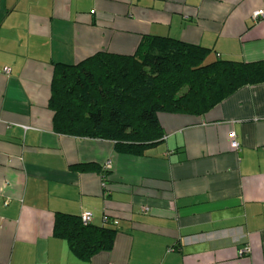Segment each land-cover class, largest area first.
Returning a JSON list of instances; mask_svg holds the SVG:
<instances>
[{
    "label": "crops",
    "instance_id": "0c3cea01",
    "mask_svg": "<svg viewBox=\"0 0 264 264\" xmlns=\"http://www.w3.org/2000/svg\"><path fill=\"white\" fill-rule=\"evenodd\" d=\"M259 10L264 0H0V264H264V82L202 116L158 114L162 138L141 156L56 133L49 107L57 64L131 55L143 36L264 61ZM83 213L117 222L111 249L88 259L54 232L57 216Z\"/></svg>",
    "mask_w": 264,
    "mask_h": 264
},
{
    "label": "trees",
    "instance_id": "16d2710c",
    "mask_svg": "<svg viewBox=\"0 0 264 264\" xmlns=\"http://www.w3.org/2000/svg\"><path fill=\"white\" fill-rule=\"evenodd\" d=\"M209 50L143 36L131 55L99 52L76 65L57 64L49 107L58 134L108 140L117 153L141 156L162 138L158 114L202 116L238 88L264 82V61H207ZM59 215L54 232L88 259L110 250L116 230Z\"/></svg>",
    "mask_w": 264,
    "mask_h": 264
},
{
    "label": "built area",
    "instance_id": "2783aa9c",
    "mask_svg": "<svg viewBox=\"0 0 264 264\" xmlns=\"http://www.w3.org/2000/svg\"><path fill=\"white\" fill-rule=\"evenodd\" d=\"M91 13H93V11L91 12ZM264 16V12L262 11V10H259V11H255V12H253V14H252V19L255 21L256 19H258V18H260V17H263ZM5 73H8V69H4L3 70ZM229 136H230V138H231V143H230V145H231V147L233 148V149H238V143L236 142V140H235V134L233 133V132H231L230 134H229ZM110 168V165H109V163H106L104 166H103V169H104V171L105 170H107V169H109ZM144 211H147L148 210V208H144L143 209ZM80 220H81V222H82V224H84V225H88V224H91L92 223V217H91V215L90 214H88V213H83V214H81V216H80ZM107 217H104L103 218V222L104 223H107ZM117 222L115 221L114 222V224H116ZM250 252V248L248 247V246H245L244 248H242L241 250H240V254H248Z\"/></svg>",
    "mask_w": 264,
    "mask_h": 264
},
{
    "label": "rangeland",
    "instance_id": "374dc122",
    "mask_svg": "<svg viewBox=\"0 0 264 264\" xmlns=\"http://www.w3.org/2000/svg\"><path fill=\"white\" fill-rule=\"evenodd\" d=\"M210 60H211V58H210V57H208L207 61H210Z\"/></svg>",
    "mask_w": 264,
    "mask_h": 264
}]
</instances>
